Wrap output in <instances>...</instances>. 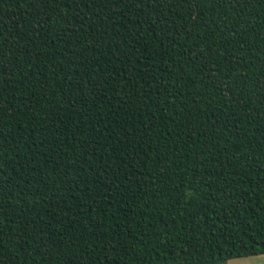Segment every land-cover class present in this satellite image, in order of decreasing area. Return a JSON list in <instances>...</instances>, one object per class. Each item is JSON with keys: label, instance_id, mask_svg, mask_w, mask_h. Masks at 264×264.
<instances>
[{"label": "trees", "instance_id": "obj_1", "mask_svg": "<svg viewBox=\"0 0 264 264\" xmlns=\"http://www.w3.org/2000/svg\"><path fill=\"white\" fill-rule=\"evenodd\" d=\"M264 255V0H0V264Z\"/></svg>", "mask_w": 264, "mask_h": 264}, {"label": "rangeland", "instance_id": "obj_2", "mask_svg": "<svg viewBox=\"0 0 264 264\" xmlns=\"http://www.w3.org/2000/svg\"><path fill=\"white\" fill-rule=\"evenodd\" d=\"M224 264H264V255L233 259Z\"/></svg>", "mask_w": 264, "mask_h": 264}, {"label": "crops", "instance_id": "obj_3", "mask_svg": "<svg viewBox=\"0 0 264 264\" xmlns=\"http://www.w3.org/2000/svg\"><path fill=\"white\" fill-rule=\"evenodd\" d=\"M259 256V255H258ZM251 257H253V256H251ZM245 258H247V257H245ZM236 259H239V258H236ZM233 260V259H232ZM230 261V260H229Z\"/></svg>", "mask_w": 264, "mask_h": 264}]
</instances>
